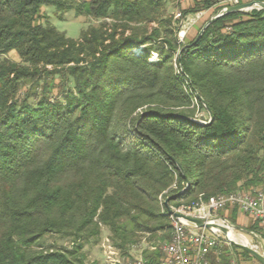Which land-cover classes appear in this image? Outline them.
<instances>
[{
    "label": "trees",
    "instance_id": "16d2710c",
    "mask_svg": "<svg viewBox=\"0 0 264 264\" xmlns=\"http://www.w3.org/2000/svg\"><path fill=\"white\" fill-rule=\"evenodd\" d=\"M178 4L0 0V264H95L84 248L104 230L127 258L169 242L167 198L178 209L264 185V11L223 16L195 41L207 19L180 42L170 10L223 6ZM43 7L89 24L69 39ZM195 95L208 125L190 121L208 122ZM217 216L238 226L235 209ZM234 251L253 259L230 246L221 260Z\"/></svg>",
    "mask_w": 264,
    "mask_h": 264
},
{
    "label": "built area",
    "instance_id": "2783aa9c",
    "mask_svg": "<svg viewBox=\"0 0 264 264\" xmlns=\"http://www.w3.org/2000/svg\"><path fill=\"white\" fill-rule=\"evenodd\" d=\"M219 3L223 6V9L219 11L221 12L227 7L243 4V0H219ZM200 14L186 19L180 13H177L175 19L180 20V23L183 21L181 27L187 30L194 24ZM183 36L184 32H180V41ZM227 209H235L239 215L258 223L260 227L264 228V185L249 190H238L230 194L218 195L211 197L205 203L199 202L193 206L172 210L190 218L221 225L233 232L235 226L217 216L219 211H226ZM168 217L170 220V240L161 248L162 257L155 263H150L147 259L138 257L126 260L123 264H236L233 260L228 262L221 260L225 253L224 248H229L231 245L226 242L219 231L215 229H198L181 219L174 218L172 215H168ZM106 242L110 243L108 240ZM108 248L110 250L112 247L109 246ZM115 252L110 250L111 255H114ZM112 262L120 264L118 260Z\"/></svg>",
    "mask_w": 264,
    "mask_h": 264
},
{
    "label": "rangeland",
    "instance_id": "374dc122",
    "mask_svg": "<svg viewBox=\"0 0 264 264\" xmlns=\"http://www.w3.org/2000/svg\"><path fill=\"white\" fill-rule=\"evenodd\" d=\"M175 1H177V4L179 3L178 7L181 10H185V9L190 8L193 5L195 0H175ZM182 1L185 2L184 5H186V6H182L183 8H181V2ZM42 11L48 17L47 22L50 25L55 27L56 30H58L59 32L65 33L66 37L69 39H72V40H77L79 38L82 30L86 29L87 25L89 24V21H87L84 18H75L73 16L72 12L66 13L62 19H58L54 13L53 8L43 7ZM247 12H250V11H247ZM169 13L171 15H173V19H175L176 14L180 13V12H179V9L178 10L173 9V10H170ZM185 18L189 19V18H192V16H190V17L187 16ZM178 21H179V23H178L179 33L184 32V36H183L182 40L181 41L179 40L180 42H187L188 40L193 39L196 36L199 28L202 26V24H199L197 27H195V28L191 29L189 32H187V30H185V28L181 27L183 25V21L181 23H180V20H178ZM93 25H96V23H93ZM178 37H179V35H178ZM139 52H140V50L136 51V53H139ZM8 57L13 61H17V57H16V54L14 52L9 53ZM151 59H152V61H154L156 59V56H152ZM251 225H252V223L249 219H247L246 217L239 215L237 213L236 226L238 228L248 230V228ZM233 233L238 237L242 236L243 238H245L247 240V243L249 246L253 247L257 251L260 250L259 245L255 241V239L252 238L251 236L247 235L246 233H244L242 231L236 230V229H234ZM107 240H108V234L104 230L102 232V237L97 244L92 243V244L85 246L84 251L86 253L88 263L116 264V263H113L112 261L118 260L120 262V264H123L126 260H131V259H135L138 257L144 258L143 253H145V252H146V255L153 252L154 250L161 253V248L164 245V244L160 243L159 241H154L153 245H155V249H153L150 247L151 244H149L148 241L142 240V241H140V243L137 246H134L131 248V250L129 251V257L124 258V257L119 255V253L112 247V245H110V243L108 244L106 242ZM45 245L46 246L47 245H55L58 247L62 245L64 247H69L68 243L62 242V241H55V239H52V238L46 239ZM109 246L112 247L110 250H112L113 252L116 251L115 252L116 255H115V253H114V255L110 254V250L108 248ZM229 259L235 261L236 264H259L254 259L244 257L241 254H239L238 252L236 253L235 251L229 255Z\"/></svg>",
    "mask_w": 264,
    "mask_h": 264
},
{
    "label": "water",
    "instance_id": "95a60500",
    "mask_svg": "<svg viewBox=\"0 0 264 264\" xmlns=\"http://www.w3.org/2000/svg\"><path fill=\"white\" fill-rule=\"evenodd\" d=\"M253 9H257V10H263L264 11V2L261 1H251L248 3H243V4H239V5H235V6H231V7H227L226 9H224L221 12H218L217 14L213 15L201 28V30L199 31L196 39L198 40L199 37L202 35V33L204 32V30L210 25L212 24L214 21H216L217 19L229 15V14H233V13H243V12H247L248 10H253ZM178 59L180 54H177ZM196 99L203 105V107L206 110V113L208 114V122L204 123V122H199L193 119H190L191 122L200 124V125H208L211 123L212 121V113L211 111L208 109V107L205 105V103L203 102V100L198 96L195 95ZM172 161L174 162V164L176 165L177 169L180 171V173L184 176L183 171L181 170L180 166L172 159ZM189 183L186 180V187L185 189L188 187ZM184 189V190H185ZM172 199V197L167 198L164 201V206L167 209V214L168 215H172L174 218L176 219H181L183 221H185L186 223L192 225L195 228L198 229H206V230H211V229H215L217 231H219L222 235L223 238L226 240V242L231 245L232 247H235L238 250H241L245 253H247L250 257H252L256 262H258L259 264H264V242L261 240V238L259 236H257L256 234H254L251 231L248 230H244V229H240L238 227H235L234 229L242 231L244 233H246L247 235L251 236L252 238L255 239V241L257 242V244L259 245L260 250L257 251L256 249H254L253 247L249 246V245H243V244H239L236 243L234 241H231L229 239V234L230 231L218 224H214L211 223L209 221L206 220H201V219H195V218H190L184 215H181L179 213L174 212L172 209H170L168 207V202L169 200Z\"/></svg>",
    "mask_w": 264,
    "mask_h": 264
},
{
    "label": "crops",
    "instance_id": "0c3cea01",
    "mask_svg": "<svg viewBox=\"0 0 264 264\" xmlns=\"http://www.w3.org/2000/svg\"><path fill=\"white\" fill-rule=\"evenodd\" d=\"M195 1H199V0H195ZM251 0H243V3L244 2H249ZM217 2H219V0H217ZM185 2H181V8H183L182 6H186L184 5ZM188 5V4H187ZM216 6H214L213 8L209 9V10H206L204 11L203 13L200 14V16L195 20L194 24H192L188 29H187V32H189L191 29L197 27L199 24H202L203 21L207 20V19H210L213 15V9L215 8ZM192 16V18L195 16V15H190ZM188 16V17H190ZM205 19V20H204ZM228 261H231L230 259H228Z\"/></svg>",
    "mask_w": 264,
    "mask_h": 264
},
{
    "label": "bare ground",
    "instance_id": "6f19581e",
    "mask_svg": "<svg viewBox=\"0 0 264 264\" xmlns=\"http://www.w3.org/2000/svg\"><path fill=\"white\" fill-rule=\"evenodd\" d=\"M229 239L239 244L248 245L247 240L242 236H236L233 232H230Z\"/></svg>",
    "mask_w": 264,
    "mask_h": 264
}]
</instances>
